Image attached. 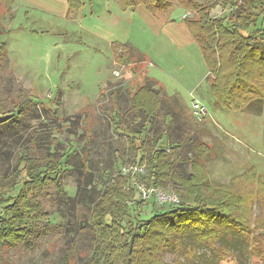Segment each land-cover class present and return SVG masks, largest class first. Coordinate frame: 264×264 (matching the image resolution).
<instances>
[{"label": "rangeland", "instance_id": "1", "mask_svg": "<svg viewBox=\"0 0 264 264\" xmlns=\"http://www.w3.org/2000/svg\"><path fill=\"white\" fill-rule=\"evenodd\" d=\"M194 1L216 4L211 18L227 20L236 12L233 4L224 8L221 0ZM6 6L0 2V104L7 116H15L23 100L31 104L12 126H0V186L14 192L21 177L16 163L23 155L40 165L52 156L62 172L59 189L48 185L32 191L46 217L31 227L24 242L0 245V264H67V257L68 264H85L92 238L90 210L103 188L135 165L139 156L129 142L139 132L151 141L160 139L176 157L175 170L182 175L191 173L188 140L200 137L206 142L211 149L205 165L208 182L213 189L228 186L238 195L236 202L228 201V210L249 219L250 237L264 241V225L258 228L255 221L264 223V102L258 111L216 104L213 76L184 22L192 11L175 1L158 13L142 4L122 8L117 0H7ZM118 38L128 40L133 58L138 52L146 57L141 69L146 67L148 78L162 88L158 117L151 123L134 118L131 111L126 89L143 83L145 72L134 75L133 61L119 64L112 46ZM113 90L116 110L108 98ZM193 99L207 111L200 121L191 116ZM167 111L174 115L164 119ZM134 184L135 198L141 200L137 186H147ZM163 190L180 202L171 185ZM133 207L131 216L145 218L175 206L140 202ZM254 250L246 255L230 249V256L220 261L197 244L195 257L165 250L162 261L263 264L253 255L259 249Z\"/></svg>", "mask_w": 264, "mask_h": 264}, {"label": "trees", "instance_id": "2", "mask_svg": "<svg viewBox=\"0 0 264 264\" xmlns=\"http://www.w3.org/2000/svg\"><path fill=\"white\" fill-rule=\"evenodd\" d=\"M174 1L193 12L184 22L213 76L211 90L216 104L235 110H241L243 106L255 107L258 111L264 102V0H221L224 8L229 4L236 7V12L230 13L227 20L210 17V10L216 4L200 5L194 0H117L122 8L142 4L150 13L165 11ZM0 2L7 10V0ZM113 47L119 64L127 66L133 61L135 65L131 72L134 75L145 72L140 66L146 63L142 54L138 52L133 58L128 45L113 44ZM3 55L4 47L0 45V60ZM144 75L143 83L131 86L130 90L127 88L126 94L134 118L143 117L151 123L158 117L162 90L146 72ZM104 94L102 90L100 96ZM116 95V90L108 94L112 110L117 109ZM30 104L29 99L20 102L15 108V116H7L0 104V126L7 122L12 126ZM172 114L167 111L163 117ZM160 142L158 138L146 139L141 132L131 136L129 147L139 156L135 165H143L144 173L119 174L103 188L88 216L92 238L90 257L85 264H166L162 261L163 251L173 250L191 258L196 256L197 244L205 246L220 261L230 256V249L245 253L259 249L253 255L260 257L264 264L263 239L256 235L250 237L249 219L228 210V201L236 202L238 195L228 186L213 189L208 182L205 165L211 153L210 146L200 137L188 140L191 173L182 175L175 170L176 157ZM16 167L21 177L14 185V192L0 186V245L15 246L24 242L31 227L46 217L32 191L48 185L60 188L61 164L52 156L40 165L23 155L18 158ZM138 181L147 187L161 189L171 185L179 194L180 203L145 218L131 216L134 203L144 202L135 198L136 189L132 185ZM129 216L132 220L126 226ZM255 221L258 228L264 225ZM65 263H71L69 257Z\"/></svg>", "mask_w": 264, "mask_h": 264}, {"label": "built area", "instance_id": "3", "mask_svg": "<svg viewBox=\"0 0 264 264\" xmlns=\"http://www.w3.org/2000/svg\"><path fill=\"white\" fill-rule=\"evenodd\" d=\"M116 76H118V73H115ZM191 115L195 120H202L206 114L207 111L205 107L198 101V100H192L191 101ZM144 173V168L142 166H136L132 165L128 169H124L122 174L123 175H142ZM139 196L141 200L144 202L153 201L158 206H177L179 202V198L177 195H175L172 192L165 191L161 188L149 186L146 188H142L141 186H137Z\"/></svg>", "mask_w": 264, "mask_h": 264}, {"label": "crops", "instance_id": "4", "mask_svg": "<svg viewBox=\"0 0 264 264\" xmlns=\"http://www.w3.org/2000/svg\"><path fill=\"white\" fill-rule=\"evenodd\" d=\"M114 43L113 44H126V45H128L129 44V42H128V40L127 39H125V40H123V39H114V41H113ZM111 44H112V41H111ZM113 44H112V46H113ZM145 58V62L147 61V59H146V57H144ZM146 68V67H145ZM162 89V88H161Z\"/></svg>", "mask_w": 264, "mask_h": 264}]
</instances>
